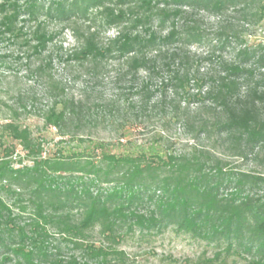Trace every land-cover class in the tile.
I'll list each match as a JSON object with an SVG mask.
<instances>
[{"label":"trees","instance_id":"16d2710c","mask_svg":"<svg viewBox=\"0 0 264 264\" xmlns=\"http://www.w3.org/2000/svg\"><path fill=\"white\" fill-rule=\"evenodd\" d=\"M49 19L75 24L65 60L86 75L107 71L99 68L110 56L123 59L115 79L131 97L109 105L128 125L159 111L196 138L219 136L240 156L264 152V39L245 37L264 23V0H0V36L22 38L29 69L46 80L43 92L35 81L19 90L0 125V264H139L120 243L170 229L219 244L194 264H228L232 254L264 264V177L227 171L209 149L164 156L100 143L98 155H43L20 110L32 112L47 96L41 117L67 133L84 127L92 109L89 95L69 96L48 72ZM81 19L86 30L76 27ZM100 26L116 34L103 42ZM199 42L215 48L201 57L211 62L206 71L190 50Z\"/></svg>","mask_w":264,"mask_h":264},{"label":"rangeland","instance_id":"374dc122","mask_svg":"<svg viewBox=\"0 0 264 264\" xmlns=\"http://www.w3.org/2000/svg\"><path fill=\"white\" fill-rule=\"evenodd\" d=\"M45 1L49 3L51 0ZM74 25L69 21L48 20L49 29L55 33V38L49 44L44 58L47 57L46 55L50 56L47 60L52 58L51 61L49 60L48 72L62 82L69 96L89 95L88 102L92 107L91 119L82 128L78 129L77 126L70 125L64 129L67 133H62L61 129L46 124L41 117L43 110L52 104L53 100L49 97L43 96L37 106L32 108V112L20 110L18 121L22 125L29 126L34 136L41 141L44 156L98 155L101 152L100 148L96 147L100 143L114 153H125L129 150L148 151L151 147H156L164 156L191 155L195 149H209L225 160L227 171L264 177V152L259 153L256 150L248 153L247 156H240L219 136L215 135L213 139H206L203 136L196 138L195 133L189 131L181 122L164 120L159 111H148L136 124L128 125L131 123L130 118L125 120L121 112L112 110L109 105L113 99L131 97L125 84L115 79L116 69L123 67V59L118 56L105 59L102 68L99 69H107V71L104 70L96 77L86 75L83 72L85 68L77 61L67 62L66 54L77 43L73 34ZM88 25L89 22L86 23L81 19L76 27L81 31L86 30ZM246 27L248 29V26ZM211 30L209 28L208 32H212ZM99 31L100 40L103 42H107L108 37L116 34L114 27L100 26ZM251 32L253 34L249 35ZM246 34L245 37L250 44L264 39V23L250 28ZM26 48L22 38L17 39L9 34L0 36V125L13 116L10 106L14 104L19 90H25L29 83L34 81L38 91L43 92L46 87V80L43 77L37 78L29 69ZM190 50L196 54L198 59L196 64L202 71L210 69L211 62L201 60V57L215 50L214 44L199 42L190 46ZM219 54V51L215 53L214 61H218ZM30 61L32 64L34 58ZM22 150V146L17 144V153L23 155ZM24 163L31 162L25 160ZM16 166L19 164L16 163ZM232 189L224 192H231ZM119 246L135 257L139 264H194L201 257H212L221 248L215 242L195 239L188 233H176L172 229L144 238L139 235L128 236ZM226 262L247 264L245 254H232L226 257Z\"/></svg>","mask_w":264,"mask_h":264}]
</instances>
